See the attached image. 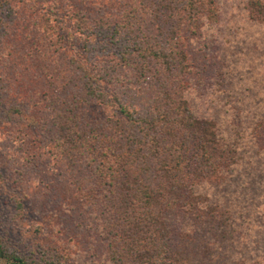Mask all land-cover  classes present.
Wrapping results in <instances>:
<instances>
[{
	"label": "trees",
	"instance_id": "16d2710c",
	"mask_svg": "<svg viewBox=\"0 0 264 264\" xmlns=\"http://www.w3.org/2000/svg\"><path fill=\"white\" fill-rule=\"evenodd\" d=\"M249 48L264 0H0V186L47 215L0 264H264Z\"/></svg>",
	"mask_w": 264,
	"mask_h": 264
},
{
	"label": "rangeland",
	"instance_id": "374dc122",
	"mask_svg": "<svg viewBox=\"0 0 264 264\" xmlns=\"http://www.w3.org/2000/svg\"><path fill=\"white\" fill-rule=\"evenodd\" d=\"M248 52L251 54L247 55V60H249V62L251 63L253 73H256V72H259V74L262 73L264 66L261 68L259 67L260 57H259V55H257V53L259 54V52L257 50H251V48H249ZM250 72H248V73H250ZM256 79H257V81H260L259 77H255V80ZM245 81H249V80H245ZM250 82H252V81H250ZM243 85H244V87H248L250 84L248 82H243ZM217 87H218V84L215 86L214 85L210 86V87H208V89L210 88L212 90H216ZM205 90H207V89H205ZM203 92L204 93L202 96H204L207 91H203ZM227 95L231 96L229 94H227ZM209 104L215 105L216 106L215 110H217V111L221 110L224 113V107L221 105V101H218L217 99H215V100H212L211 102H209ZM85 111L88 115H90L92 117H97L100 114L99 110H97L93 106L85 107ZM5 146H7V145H5L3 142H0V161L3 158H5L4 156H7V154H4L5 148L3 149V147H5ZM3 164H4V161L2 163V166H3ZM0 171H1V176H2L3 180H7L5 171L3 169H1ZM19 192L20 191L16 187H12L11 189H7V188L6 189L5 188L0 189V221H1V224H4V229L2 227L3 230H1V233L3 234L4 238L6 239V242L9 243L11 246H14V247L20 246L19 241H22V237L18 233V231L16 233V232H13L11 230V228L13 226L16 225L18 228H24L25 230H27L28 228L32 227V225L34 224V221L38 220V218L47 219L45 217L47 215H45L43 213V211L40 209V205L37 203V201H32V203L29 204L27 202L28 199L27 200L21 199V205L23 207V211L20 215L21 217L17 213H15V211L10 206V200L12 198H16V197L21 196L19 194ZM28 194H29V196L31 195L32 197H34L35 200H37L38 197L40 196L37 189H35L33 187L29 190ZM22 198H23V196H22ZM12 224H14V225L12 226Z\"/></svg>",
	"mask_w": 264,
	"mask_h": 264
}]
</instances>
